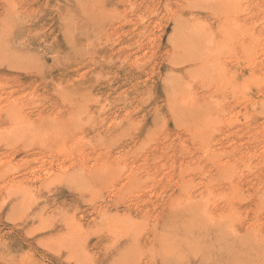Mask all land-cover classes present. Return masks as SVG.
Segmentation results:
<instances>
[{"label":"rangeland","instance_id":"1","mask_svg":"<svg viewBox=\"0 0 264 264\" xmlns=\"http://www.w3.org/2000/svg\"><path fill=\"white\" fill-rule=\"evenodd\" d=\"M0 264H264V0H0Z\"/></svg>","mask_w":264,"mask_h":264},{"label":"bare ground","instance_id":"2","mask_svg":"<svg viewBox=\"0 0 264 264\" xmlns=\"http://www.w3.org/2000/svg\"><path fill=\"white\" fill-rule=\"evenodd\" d=\"M243 53V52H242ZM206 67V66H205ZM213 71V70H212ZM207 72V71H206ZM263 79V78H262ZM257 80V79H256ZM248 86V85H247ZM242 87V86H241ZM244 89V88H243ZM247 90V89H246ZM195 102V101H194ZM193 102V103H194ZM205 105V104H204ZM186 107V106H185ZM202 110V109H201ZM197 111V110H196ZM207 120V119H206ZM30 128V127H29ZM15 130V129H14ZM10 132V131H9ZM196 132H197V130H196ZM9 134V133H8ZM4 135V134H3ZM14 135V134H13ZM25 135V134H24ZM10 136V135H9ZM5 138V137H4ZM13 138V137H12ZM5 140H6V138H5ZM59 152V151H58ZM64 155V154H63ZM7 168V167H6ZM5 168V169H6ZM226 170V169H225ZM62 171V170H61ZM106 171V170H105ZM63 172V171H62ZM249 172V171H248ZM76 173V172H75ZM92 175V174H91ZM224 176V175H223ZM80 177V176H79ZM10 191H12V190H10ZM18 194V193H17ZM186 204V203H185ZM191 204V203H190ZM189 206V205H188ZM263 206V205H262ZM231 221V220H230ZM250 231V230H249ZM247 232V231H246ZM85 260V259H84ZM87 261V260H86ZM237 262V261H236Z\"/></svg>","mask_w":264,"mask_h":264}]
</instances>
